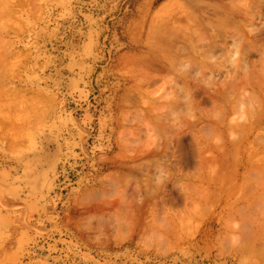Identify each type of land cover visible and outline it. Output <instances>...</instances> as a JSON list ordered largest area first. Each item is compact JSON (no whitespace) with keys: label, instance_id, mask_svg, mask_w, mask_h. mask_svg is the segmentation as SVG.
I'll use <instances>...</instances> for the list:
<instances>
[{"label":"rangeland","instance_id":"rangeland-1","mask_svg":"<svg viewBox=\"0 0 264 264\" xmlns=\"http://www.w3.org/2000/svg\"><path fill=\"white\" fill-rule=\"evenodd\" d=\"M4 2L0 264H264V0Z\"/></svg>","mask_w":264,"mask_h":264},{"label":"bare ground","instance_id":"bare-ground-1","mask_svg":"<svg viewBox=\"0 0 264 264\" xmlns=\"http://www.w3.org/2000/svg\"><path fill=\"white\" fill-rule=\"evenodd\" d=\"M1 1H2V0H1ZM1 1H0V5L2 4ZM4 1H5V0H4ZM4 1H2L3 4L5 3ZM9 1H11V0H9ZM6 2H7V0H6ZM11 3H12V2H11ZM11 3H10V4H11ZM3 4L1 5V7H2V8L6 7L5 9H7L8 7H7V6H4ZM5 4H7V3H5ZM10 4H9V5H10ZM7 5H8V4H7ZM184 5H186V4L184 3ZM3 6H4V7H3ZM12 6L14 7V5H12ZM166 6H167V5H166ZM191 6H192V5H191ZM187 7H189V6H187ZM10 8H11V7H9V9H10ZM163 8H164V7H163ZM183 8H184V7H183ZM12 9H13V8H12ZM12 9H11V10H12ZM186 9H187V8H186V6H185V10H186ZM189 9H190V7H189ZM192 9H194V8L192 7ZM192 9H190V10H192ZM0 10H1V8H0ZM7 10H8V9H7ZM2 11H4V10L2 9ZM2 11H0V15L2 14ZM169 11H170V10H169ZM186 11H187V10H186ZM192 11H193L194 14L197 13V12L194 11V10H192ZM192 11H190V15H192V17H193L194 14L192 13ZM4 12H8V13H9L10 11L8 10V11H4ZM4 12H3V15H5ZM10 13H11V12H10ZM12 13H13V12H12ZM187 13H188V12H187ZM191 13H192V14H191ZM226 13H227V12H226ZM159 14H160V13H159ZM7 15H8V14H6V16H7ZM188 15H189V14H188ZM197 15H198V13H197ZM197 15L195 14V18H196V19L193 17L195 20H192V19H191L192 22H193V21H195V22L197 21V19H198V17H199V16L197 17ZM3 17H4V16H3ZM186 17H187V14H186ZM188 18H189V17H188ZM1 20H4V19H1ZM187 21H189V19H188ZM0 22H1V21H0ZM195 22H193L192 24H194ZM197 22H199V19H198ZM189 23H190V21H189ZM19 24H20V23H19ZM190 24H191V23H190ZM4 26H5V25H4ZM17 26H19V25H17V22H16V27H17ZM186 26H187V25H186ZM188 27H189V26L185 27L184 29H186V28L188 29ZM8 28H9V27H8ZM190 28H191V25H190L189 29H190ZM184 31H185V30H184ZM186 31H187V30H186ZM186 31H185V32H186ZM174 42H175V41H174ZM3 43H4V42H3ZM7 44H8V43H7ZM7 44H5V45H7ZM0 45H2V40L0 41ZM1 47H2V46H0V48H1ZM182 47H183L184 49H186V48L189 49V47H187V45H186V46L182 45ZM180 48H181V47H180ZM183 48H182V50L184 51ZM172 52L174 53V51H172ZM175 52H176V51H175ZM237 52H238V51L236 50V52H235V57H236V53H237ZM168 53H169V52H168ZM207 53H208V52H207ZM170 54H171V52L169 53V56H170ZM178 54H179V53H178ZM208 54H209V53H208ZM208 54H206L207 59L210 57V56L208 57ZM0 55H1V57H2V54H0ZM171 55H172V54H171ZM237 55H238V54H237ZM167 56H168V55H167ZM172 56H174V55H172ZM176 56H177V55L174 56V59H172L173 57H172V58L168 57V59H170V61H172V60L174 61V60L176 59V58H175ZM232 56H233V55H232ZM1 57H0V59L5 58V57H2V58H1ZM233 57H234V56H233ZM235 57H234V58H235ZM235 59H236V58H235ZM1 61H2V60H1ZM4 63H5V60H4ZM0 65H3V61H2V63H0ZM3 66H4V65H3ZM182 68H183V67H182ZM0 69H1V68H0ZM252 79H253V78H252ZM245 80H246L245 82H247L248 85H249V83L252 82V81H250L251 79H250V80H249V79L247 80V79L245 78ZM258 82H259L260 84H259ZM258 82H257V84H259L260 86H264V80L262 81V78H260ZM252 83H253V82H252ZM252 83L250 84V86L252 85ZM253 84H254V83H253ZM255 84H256V83H255ZM257 84L255 85V87H256V86H257V87H260V86L257 85ZM262 84H263V85H262ZM253 87H254V85H253ZM255 87H254V88H255ZM263 88H264V87H263ZM263 88L260 87V88H259V91L262 90ZM263 90H264V89H263ZM205 92L207 93V95L210 94L209 91H204V93H205ZM261 92H262V91H261ZM213 94H214V93H213ZM213 94H211V95H209V96H211V98H213ZM172 110H174V109H172ZM257 115H258V114H257ZM254 117H255V116H254ZM224 119H225V118H224ZM224 119H223V122H224ZM256 119H257V120H256ZM253 120H254V118H253ZM252 123H253V121H252ZM257 123H259V124H263V123H264V113L261 114V115L259 114V115L255 118V123H253V124H255V125L257 126ZM212 125H213V124H212ZM228 126H229V125H228ZM259 127H260V126H259ZM259 127H257V128H259ZM228 128H229V127H228ZM242 128H243V127H242ZM255 128H256V127H255ZM255 128H254V129H255ZM212 130H213V129H212ZM195 135H196V134H194V136H195ZM198 138H199V137H198ZM198 138H196V140H194V141H197ZM193 139H195V138H193ZM197 146H198V145H197ZM202 150H203V149H202ZM200 151H201V149L199 148L198 154H199V153H200V154L202 153V152H200ZM239 151H240V150H238V152H239ZM223 153H224V151H223ZM227 153H228V152H227ZM241 153H242V152H240V154H241ZM200 154H199V155H200ZM250 154L252 155V153H250ZM196 155H197V154H196ZM182 156L186 158V157H188L189 155H186V156H185V154H183V155H181L180 157H182ZM242 156H243V155H242ZM197 157H198V160H199V158L202 157V156H201V155H200V156H196V159H197ZM221 157H222V156H221ZM189 158H191V157H189ZM189 158H188V159H189ZM223 158H224V157H223ZM238 158H239V157H238ZM242 158H243V157H242ZM242 158H241V159H242ZM180 159H183V158H180ZM193 159H194V158H193ZM202 159H203V158H202ZM224 159H225V158H224ZM224 159H223V160H224ZM241 159H240L239 162L244 163L243 161H241ZM198 160H197V163H198L199 161H202V160H199V161H198ZM238 160H239V159H238ZM242 160H243V159H242ZM246 160H247V159H246ZM192 161H193V160H192ZM236 161H237V159H236ZM237 162H238V161H237ZM239 162H238V163H239ZM182 163H183L184 166H185L187 162L184 163V161H183V162H181V165H182ZM191 163H192V162H191ZM199 163H200V162H199ZM242 163H241V164H242ZM234 164H235V163H234ZM245 164H246V163H245ZM248 164H249V162H248ZM191 165L193 166V164H191ZM196 165H197V164H196ZM239 165H240V164H239ZM243 165H244V164H243ZM182 167H183V166H182ZM189 167H191V166H189ZM193 167H195V166H193ZM239 167H240V166H239ZM243 168H244V167H243ZM238 173H239V172H238ZM243 174H244V173H243ZM242 176H243V175H242ZM246 179H247V178H246ZM238 187H239V186H238ZM259 230H261V231L257 232V229H256L253 233H251V237H253V238L257 239V240H258V239H261L262 241H261V240H258V242L261 243V242H264V229L261 228V229H259ZM250 232H252L251 229H250ZM257 235H258V236H257ZM261 245H263V243H262ZM261 247H263V246H261Z\"/></svg>","mask_w":264,"mask_h":264}]
</instances>
